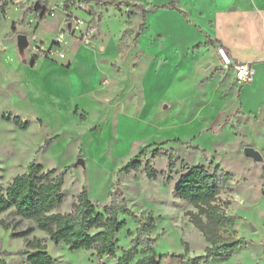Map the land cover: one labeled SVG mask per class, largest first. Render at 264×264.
I'll use <instances>...</instances> for the list:
<instances>
[{"label":"rangeland","instance_id":"374dc122","mask_svg":"<svg viewBox=\"0 0 264 264\" xmlns=\"http://www.w3.org/2000/svg\"><path fill=\"white\" fill-rule=\"evenodd\" d=\"M38 1L6 0V14L0 20V184L6 187L16 175L26 173L34 161L45 171L55 170V175L66 170V198L55 212H70L83 188L99 211L111 202L114 193L122 194L142 219L153 215L155 228L146 236L155 240L158 264H180L181 259L173 255L195 258L205 253L207 245L186 215L197 209L179 198L175 186L186 166L205 165L212 172L218 165L233 176L235 183L220 193L216 204L224 214L237 216L232 224L220 227V234L243 241L229 259L202 264H254L255 260L264 264V114L244 122L240 113L229 109L240 102L243 87L233 67L211 73L202 67L196 79L191 67L182 72L178 67L168 77L163 73L168 65L148 69L152 54L147 50L162 46L166 36L163 30H173L188 42L198 38L194 30L200 31L205 36L204 48L216 45L213 39L225 40L218 34L224 31L218 24H232L231 38L235 42L246 38V24H255L258 34L254 41L257 45L253 46L262 53L260 61L264 62V0H215L219 4L212 9L214 0H174L176 13L159 9L146 15L141 8L150 9L171 0H117L123 5L74 7L69 16L63 10L65 0H50L46 19L38 22L39 14L33 13L22 25L25 9L35 8ZM182 23L194 30L183 29L179 26ZM69 24H96L101 32L97 31L87 43L81 27L65 34L60 48L50 55L36 51L31 42L21 53L20 34L30 40L36 33L49 48ZM149 24L171 25L164 29ZM109 34L115 38L118 50L125 53L124 58L117 57L110 39L94 53L82 51L84 47L92 50L96 38L107 39ZM151 36L153 40L146 43ZM168 42L176 41L169 37ZM35 53L37 59L33 57ZM198 53L201 49L192 47L185 57L180 52L174 58L184 64L192 62ZM114 60L117 61L111 67ZM198 64L194 63V67ZM170 66L175 67L172 63ZM206 74L208 82L202 77ZM166 80L174 85L188 84L190 91L186 94L168 95L182 102L162 100L165 92L161 85ZM207 83L212 88L202 93L204 86L200 84ZM217 83L218 97L228 102H217L210 107L213 111L202 110L200 101H206L203 97L217 90ZM155 84L159 92L153 90ZM25 85L29 96L24 95ZM145 85L152 90L145 91ZM183 96L191 98L190 108L180 104ZM223 106L229 110L222 109L219 122H215L214 114ZM249 147L259 151L262 159L246 156L245 149ZM170 154L175 161L173 170L169 168ZM80 159L84 166L77 164ZM137 159L142 167L126 173L124 167ZM147 162L156 170V179L147 177ZM239 216L247 219L240 220ZM119 219H125L127 224L116 235L115 256H109L94 247L72 251L65 243L58 245L33 220L11 209L0 215V256L9 264H30L27 255L16 252L37 237L57 264H116L123 250L132 246L139 227L131 216L120 215ZM30 226L34 227L30 235L13 236ZM142 257L140 252L130 264H137Z\"/></svg>","mask_w":264,"mask_h":264},{"label":"trees","instance_id":"16d2710c","mask_svg":"<svg viewBox=\"0 0 264 264\" xmlns=\"http://www.w3.org/2000/svg\"><path fill=\"white\" fill-rule=\"evenodd\" d=\"M49 1L39 0L35 8L25 9L20 23L26 25L28 17L33 13H38L41 20L46 19L49 12ZM77 1L88 5L95 4L97 7L123 5L117 0H65L64 10H69L72 2ZM159 9L178 10L174 0L170 3L157 4L150 9L141 8L144 15ZM16 24L14 23V31ZM199 47L200 45H197L195 49ZM120 53L124 58L125 53L122 50ZM34 64L33 61L32 65ZM164 144L166 142L161 145ZM143 153L144 150L140 155ZM155 153H158V150ZM168 158L169 168L173 170L175 168L173 154H170ZM141 167L142 163L137 159L130 161L124 170L130 173ZM145 171L149 179L157 178V172L149 162L145 165ZM65 173L66 170L55 175V170L45 171L41 164L31 162L26 173L16 175L6 187L0 184V215L14 209L17 215L33 220L37 228L46 232L50 239L58 245L65 243L72 251L94 247L100 254L109 256H115L116 235L127 224V221L120 220L119 216H131L139 225L137 236L132 240V246L123 250L116 264H130L140 252L143 257L137 261V264H158L154 247L155 240L146 236L148 231L155 228L153 215L150 213L142 219L130 209L122 194L114 193L111 202L104 206L103 211H99L92 202L88 190L83 188L77 203L70 212H55L54 210L66 198L63 189ZM232 181L233 176L218 165L212 172L208 171L205 165L186 166L185 173L181 175L175 186V192L179 198L190 202L197 209L196 212L188 211L186 215L204 235L209 245L203 255L195 258L187 259L184 255H173L181 259L180 264H202L212 259L227 260L238 251L242 239L224 238L220 234V227L232 224L237 216L224 214L216 204L220 193L228 188ZM1 224L8 227L3 220ZM33 231L34 227L30 226L24 231L14 232L13 236L26 237ZM140 246H142L141 250H139ZM16 253L27 255L30 264H57V260L37 237L28 240L26 248ZM0 264L9 263L0 256Z\"/></svg>","mask_w":264,"mask_h":264},{"label":"crops","instance_id":"0c3cea01","mask_svg":"<svg viewBox=\"0 0 264 264\" xmlns=\"http://www.w3.org/2000/svg\"><path fill=\"white\" fill-rule=\"evenodd\" d=\"M163 3H166V2H163ZM158 4H161V3H158ZM217 4H219V2L214 0V3L211 5L210 8L211 9L214 8L215 5H217ZM164 10H166V9H164ZM167 10L169 13H176V10H172V9H167ZM149 13H152V12H149ZM180 22H182V21H180ZM170 25L171 24H149L150 27H154V28L155 27H157V28L163 27L164 29L167 27H170ZM231 25L232 24H218V26L224 28V31H219L218 34L220 36H222L225 40L213 39L211 41L215 42L216 45H208V46L206 45L204 48L202 47V43L204 41L203 39L205 36L200 31H196V30L192 29V27H190L184 23L179 24V26H181L183 29L189 28L191 30H194L198 36V38H196L195 41L188 42V41L182 39L177 34H175L173 32V30L169 31V32L168 31L166 32L165 30H163V32L166 34V36L164 38L162 46L160 48L157 46V47H154L151 49H147L152 54V63H151V65H149L148 69H150L151 67L161 68L164 65H168L169 68H168V66L166 68H163L164 69L163 73H166V75L169 77V73L170 72L172 73V71H174V70L176 71V69L178 67L180 68V70H179L180 72H182L183 69H185V68L191 67L192 68L191 74H193L194 78L196 79L199 76L197 71L199 69H202V67L206 68V70H208L209 73L215 72L216 70L225 69L222 67V62H221L220 56L218 54V48L221 46L226 48L229 55L231 56V58L235 62L250 63V64H252L253 69H254L253 81L251 83L244 84L242 89H241L240 102L237 105H232V107L229 108V109H231V111H237L238 113H240V115H239L240 118L243 119L245 122L248 119H255V118L258 119L261 115L264 114L263 113L264 112V62L260 61L262 53H260L258 51V48L254 49L255 48L254 46L257 45L254 41H255V38L258 34L256 27L254 26L255 24H249V25L246 24L248 34H247L245 39H243L242 41H238V42H235V40L231 38L232 32H233V28ZM98 32L99 33L101 32V28L99 29ZM104 35H105V32H104ZM152 36L147 39L146 43H149L151 40H153ZM109 37L110 38H107V39L103 38V36H101L100 38H96V41L94 40V45L92 46V48H93L92 50H90V48L84 47L82 49V51L85 53H90V52L94 53V51H96L98 47L104 46L105 42L110 39L109 41L113 43L114 52L116 53L117 57L119 56L120 58H122L120 50H118V46L116 45L115 38L110 36V34H109ZM169 37H171V40L173 42H175V41L176 42L173 44L169 43L168 42ZM207 39H210V38L208 37ZM196 42H199V44H196ZM165 44H168L167 46H169V47L164 48ZM197 45H200V47L195 49V47ZM46 46L47 45L45 44V47ZM192 47L194 50L201 49V53L200 54L198 53L195 57H193V59H191L192 62H186V63L182 64L181 60H177L176 58H174V56L179 55L180 52L183 54V57H185L186 52H188V50ZM176 51H178V53H176ZM166 56H168V57H166ZM238 56H241V58L238 59ZM156 57H157V59H155ZM160 59H162V61ZM115 61H117V60H114L113 62H111V67H112V63H114ZM46 63H48V62H46ZM170 63L175 65V67L170 66ZM194 63H199V64L197 67H194ZM179 71H177V72L180 73ZM186 71H187V69H186ZM208 75L209 74L202 75V77H205L206 82H208V80H207ZM167 81L168 80H166L161 85V90L165 92L162 95V100L166 101L168 99L169 100L174 99V100H177L179 102H182L181 99H178V97L170 98V97H168V95L171 96V93H173V92H174V95H177V96L181 95V94H186L188 91H190L188 84L187 83L186 84L180 83L179 85H174L172 83V81L171 82H169V81L167 82ZM200 85L204 86L202 89V93L207 91V90H210L212 88V86L209 85L208 83L207 84H200ZM174 86L177 87L176 91L175 90L173 91V89H175ZM216 86H217L216 91L209 92L203 97V98L207 99L206 101H204V100L200 101V104H203V107L201 108L202 110L203 109L209 110L210 107H214V105L219 101H223L224 103L228 102L227 100H220V98L218 97V94H219L218 89L220 87L219 83H217ZM153 87H154L153 90L158 91L159 85L155 84ZM27 88L28 87L25 85V89H24V91H25L24 95L25 96H29V93H30V91H27ZM144 90L149 91V90H152V88H151V86L149 87V86L145 85ZM89 92H91V90H89ZM183 97H184V99H183L184 102L180 103V104L183 105L185 108H187V107L190 108V105L192 103L191 98L186 97V96H183ZM177 104H179V103H177ZM224 108L227 109L226 106L225 107L223 106V107H221V109H219L214 114V116L216 115V117H214V119H217L215 122H219V117L221 115V111ZM229 109H227V110H229ZM210 110L213 111L211 108H210ZM203 132H210V131L204 129ZM232 182L235 183V181H232ZM236 196L241 198V195H239L237 192H236ZM234 215H236V214H234ZM239 217H240V220H241V218L247 219L246 216H239ZM249 219H250V217H248V220ZM203 238H204V235H203ZM206 245L207 246L209 245V243L207 241H206ZM255 262L256 263H254V264H260V262H258L256 260H255Z\"/></svg>","mask_w":264,"mask_h":264},{"label":"built area","instance_id":"2783aa9c","mask_svg":"<svg viewBox=\"0 0 264 264\" xmlns=\"http://www.w3.org/2000/svg\"><path fill=\"white\" fill-rule=\"evenodd\" d=\"M5 6H6V0H0V20L3 16H5ZM89 6L88 4L84 2H72L69 10H64V4H63V10L69 15H71L72 9L74 7H85ZM91 6V5H90ZM41 18L39 16L38 22H41ZM84 25V26H83ZM82 27V28H81ZM84 27V28H83ZM83 29L84 30V36H85V42L89 43L93 38L96 36L98 26L96 24H69L68 28H66V31H60L57 34V40L54 44H51L49 48L45 47V43L43 41L38 40V36L36 33L33 34L32 38L29 40V42L33 43L35 45V50L40 51L41 54H49L55 51V49L60 48L63 38L65 37V34H71L76 29ZM66 54V51H62L61 56L64 57ZM218 54L220 56L222 67L223 68H230L233 67L235 71V75L237 80L241 84H248L253 81L254 77V69L252 64L247 62H235L231 56L229 55L228 51L224 47L218 48ZM34 59H37L39 56L35 53ZM264 249V245H263Z\"/></svg>","mask_w":264,"mask_h":264},{"label":"water","instance_id":"95a60500","mask_svg":"<svg viewBox=\"0 0 264 264\" xmlns=\"http://www.w3.org/2000/svg\"><path fill=\"white\" fill-rule=\"evenodd\" d=\"M28 44H29L28 37L25 34H20L18 36V46L20 48L21 53L24 52V50L28 46ZM245 155L248 157H252L257 161L262 159V155L260 154V152L255 150L252 147L245 149ZM77 164L82 165V166L85 165V163L82 159L78 160Z\"/></svg>","mask_w":264,"mask_h":264}]
</instances>
